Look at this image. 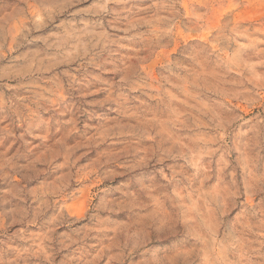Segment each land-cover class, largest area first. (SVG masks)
<instances>
[{
    "label": "rangeland",
    "instance_id": "obj_1",
    "mask_svg": "<svg viewBox=\"0 0 264 264\" xmlns=\"http://www.w3.org/2000/svg\"><path fill=\"white\" fill-rule=\"evenodd\" d=\"M0 264H264V0H0Z\"/></svg>",
    "mask_w": 264,
    "mask_h": 264
}]
</instances>
